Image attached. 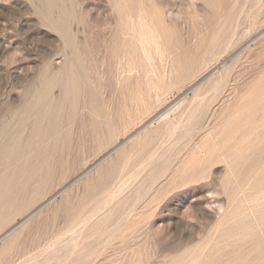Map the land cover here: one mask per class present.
I'll use <instances>...</instances> for the list:
<instances>
[{
	"label": "rangeland",
	"instance_id": "1",
	"mask_svg": "<svg viewBox=\"0 0 264 264\" xmlns=\"http://www.w3.org/2000/svg\"><path fill=\"white\" fill-rule=\"evenodd\" d=\"M0 167V264H264V0H0Z\"/></svg>",
	"mask_w": 264,
	"mask_h": 264
},
{
	"label": "bare ground",
	"instance_id": "2",
	"mask_svg": "<svg viewBox=\"0 0 264 264\" xmlns=\"http://www.w3.org/2000/svg\"><path fill=\"white\" fill-rule=\"evenodd\" d=\"M142 21H143V20H142ZM144 37H145V36H144ZM149 37H150V36H149ZM149 37H148V38H149ZM135 38H136V37H135ZM140 38H141V37H140ZM144 39H145V38H144ZM151 40H152V39H151ZM151 40H150V41H151ZM137 41H138V40H137ZM137 41H136V42H137ZM139 41H140V40H139ZM139 41H138V42H139ZM144 42H145V41H144ZM148 43H149V42H148ZM151 43H152V42H150V44H151ZM142 44H143V43H142ZM150 44H148V45H150ZM153 44H154V43H153ZM140 45H141V44H140ZM145 45H147V44H145ZM154 45H155V44H154ZM154 45H153V46H154ZM151 46H152V45H151ZM151 46H150V47H151ZM146 47H147V46H146ZM141 48H142V47H141ZM143 48H144V47H143ZM146 49H148V48H146ZM144 50H145V49H144ZM145 51H146V50H145ZM145 51H144V52H145ZM156 52H158V51H156ZM146 53H147V52H146ZM148 54H149V52H148ZM158 54H159V53H158ZM148 56H149V55H148ZM145 57H146V55H145ZM146 58H147V57H146ZM149 58H150V57H149ZM149 58H148V59H149ZM149 60H151V59H149ZM146 61H147V60H146ZM150 62H151V61H149V63H150ZM149 63H148V64H149ZM150 65H152V63H151ZM150 65H148V66L151 67ZM131 67H132V66H131ZM62 80H63V79H62ZM150 85H151V84H150ZM69 86H70V85H69ZM76 86H77V85H76ZM132 96H133V95H132ZM70 98H72V97H70ZM135 99H136V98H135ZM70 102H71V101H70ZM70 102H69V104H68L69 106H70ZM73 103H74V102H73ZM58 104H59V102H58ZM58 104H57V105H58ZM63 105H64V103H63ZM60 106H61V105H60ZM71 106H72V105H71ZM32 109H33V108H32ZM71 109H72V108H71ZM58 110H59V109H58ZM68 110H69V109H68ZM29 111H30V110H29ZM48 112H49V111H48ZM63 112H64V111H63ZM59 113L61 114L60 111H59ZM46 114H47V113H46ZM53 114H54V113H53ZM171 114H172V113L169 111V113L164 114L163 117H164V118H168L169 116H171ZM41 115H42V114H41ZM33 116H34V115H33ZM41 117H42V116H41ZM163 117H160V119H162ZM164 118H163V119H164ZM58 119H59V117H58ZM23 123H24V122H23ZM32 123H34V121H33ZM54 123H55V120H54ZM40 124H41V123H40ZM21 125H22V124H21ZM33 125H34V124H33ZM51 125H52V124H51ZM33 127H34V126H33ZM50 127H51V126H50ZM48 128H49V127H48ZM51 128H52V127H51ZM53 128L55 129V127H53ZM53 128H52V129H53ZM57 128H58V127H57ZM41 129H42V128H41ZM30 130H31V129H30ZM50 131H51V130H50ZM8 134H9V133H8ZM53 134H54V132H53ZM48 135H49V134H48ZM39 136H40V135H39ZM7 142H8V141H7ZM1 143H2V142H1ZM12 143H13V142H12ZM55 145H56V144H55ZM14 146H15V145H14ZM51 146H52V145H51ZM52 147H53V146H52ZM2 148H3V147H2ZM46 148H47V147H46ZM51 149H52V148H51ZM53 149H54V148H53ZM11 151H12V150H11ZM21 151H22V150H21ZM42 152H43V151H42ZM47 152H48V151H47ZM53 152H54V150H53ZM11 153H12V152H11ZM46 154H47V153H46ZM1 155H2V154H1ZM5 157H6V156H4V158H5ZM14 157H15V156H14ZM51 157H52V156H51ZM46 158H47V157H46ZM1 160H2V159H1ZM16 160H17V159H16ZM7 161H8V160H7ZM7 161H6V162H7ZM47 161H49V160H47ZM14 163H15V162H14ZM14 163H12V165H13ZM8 166H9V165H8ZM21 166H22V165H21ZM39 167H40V166H39ZM46 167H47V166H46ZM0 168H1V167H0ZM11 168H12V167H10V169H11ZM21 168H22V167H21ZM40 168H41V167H40ZM3 169H4V167H3ZM30 169H31V168H30ZM37 169H38V168H37ZM48 169H49V168H48ZM14 170H15V169H14ZM20 170H21V169H20ZM18 171H19V170H18ZM28 171H29V170H28ZM30 171H31V170H30ZM38 171H39V170H38ZM42 171H43V170H42ZM6 172H7V171H6ZM26 172H27V171H26ZM27 173H28V172H27ZM37 173H38V172H37ZM43 173H45V172H43ZM46 173H47V172H46ZM3 174H4V173H3ZM8 174H9V173H8ZM24 175H25V174H24ZM11 176H12V175H11ZM35 176H36V175H35ZM37 176H38V175H37ZM41 176H42V175H41ZM19 177H20V176H19ZM43 177H44V176H43ZM34 178H35V177H34ZM46 178H47V176H46ZM21 179H22V178H21ZM23 179H24V178H23ZM27 179H28V177H27ZM33 180H34V179H33ZM36 180H38V179H36ZM26 181H27V180H26ZM30 181H31V179H30ZM10 182H11V179L8 178V177H4V178L2 179V183H3L4 186H5V185H8ZM14 182H15V181H14ZM34 182H35V181H34ZM36 182H37V181H36ZM27 183H28V182H27ZM18 184H19V183H18ZM22 185H23V184H22ZM29 185H30V184H29ZM38 185H39V184H38ZM38 185H37V186H38ZM15 186H16V185H15ZM33 186H34V185H33ZM39 187H40V186H39ZM28 188H29V186H28ZM32 188H35V187H32ZM25 189H26V188H25ZM1 190H2V189H1ZM5 192H6V190H5ZM12 192H13V191H12ZM15 192H16V191H15ZM17 192H18V191H17ZM8 193H9V192H8ZM8 193H7V194H8ZM6 196H7V195H5V197H6ZM3 197H4V196H3ZM3 197H2V198H3ZM16 197H17V196H16ZM5 200H6V199H5ZM14 200H15V199H14ZM0 202H1V200H0ZM13 202H14V201H13ZM13 202H12V203H13ZM1 208L3 209L4 206L1 207ZM2 209H1V210H2ZM4 210H5V209H4ZM0 213H2V212H0ZM0 215H1V214H0ZM13 241H14V240H13ZM9 245H10V243H9ZM7 246H8V245H7ZM10 247H11V246H10ZM5 248H6V247H5ZM9 249H10V248H9ZM83 249H84V248H83ZM5 250H7V249H4V251H5Z\"/></svg>",
	"mask_w": 264,
	"mask_h": 264
}]
</instances>
